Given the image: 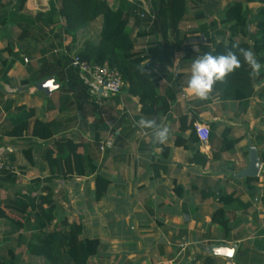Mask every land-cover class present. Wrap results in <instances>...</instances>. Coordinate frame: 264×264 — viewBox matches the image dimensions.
<instances>
[{
    "label": "crops",
    "instance_id": "crops-1",
    "mask_svg": "<svg viewBox=\"0 0 264 264\" xmlns=\"http://www.w3.org/2000/svg\"><path fill=\"white\" fill-rule=\"evenodd\" d=\"M136 1L149 13L141 0ZM8 2L12 4L7 6ZM15 3L16 0H3L4 10L9 12ZM51 3L58 10L59 5L54 0H27L22 15L34 18L40 13L47 21ZM108 4L114 8L113 1ZM143 25L141 17L130 19L132 38L136 39V34L145 30ZM64 28L65 22L56 11L52 24L31 26L23 41L18 40L20 30L16 24L0 29V57L7 63L13 62L6 80L3 81L0 74V157L4 170L15 177L14 185H8L2 181L4 174H0V203L16 196L20 190L14 191L13 196L10 190L18 182L30 185L33 180L49 178L46 158L54 151V142L69 141L78 145V152L91 158L98 173L110 182L99 201L94 196V175L79 177L63 171L51 184L57 218L49 230L65 217L69 224L80 221L84 227L80 239L99 241L96 256L87 264H183L186 261L191 264L196 256H211L212 246L228 245L238 249L246 245L250 250H257L255 245L264 241V66L255 73L252 92L246 101L225 100L213 91L206 98H198L187 89L191 64L212 45L205 41L203 30L179 28L181 38L187 41L182 51L174 54L171 66L156 62L151 64L149 72L156 82L158 96L163 97L166 90L175 83L178 85L168 109L142 113L138 98L128 94L127 86L118 96L103 98L87 81L82 85L90 86L89 100L78 107L75 94L66 88V74H69L66 60L71 58L69 49L73 45ZM136 41L142 47L134 44V52L148 57L151 49L161 44L158 38ZM215 41L220 39L217 37ZM191 42L196 45L190 46ZM7 46L10 53L6 51ZM23 58L28 59L27 64ZM151 58L143 64L148 66ZM3 70L0 64V71ZM46 72L51 75L44 77ZM49 77H53L59 87L45 96L37 90L36 84ZM20 106L33 109L35 117L30 120L28 132L10 137L7 134L12 130V116ZM35 119L54 123L57 134L51 141L30 137ZM141 120H151L156 126L167 128L164 142L155 137L156 128L142 127ZM191 124L208 128L211 135L207 144H201L195 133L197 140L190 139L191 130L185 128ZM101 143L104 144L102 151ZM213 153L217 154L216 158ZM255 161L259 170L257 176L251 178L248 173ZM220 194L233 196L246 205L243 208L232 204L225 208L229 223L227 235L211 222L212 214L220 208L217 199ZM9 212L13 214L5 210L9 218H0V231L6 227L8 233V246L1 248L4 255L0 258H6L11 244L16 249L23 243L18 251L16 249L17 264H45L42 257L26 251L33 232L9 234V220L22 223L21 218H11ZM119 222L130 230H137V234L130 235V240L125 239L120 230L113 235ZM89 228L90 234L87 233ZM102 228L107 229V236L97 234ZM128 241L136 248H128ZM198 245H203V255L193 253ZM150 251H154L155 256H148ZM260 253L263 254L262 249ZM218 260L232 263L222 258Z\"/></svg>",
    "mask_w": 264,
    "mask_h": 264
},
{
    "label": "trees",
    "instance_id": "trees-1",
    "mask_svg": "<svg viewBox=\"0 0 264 264\" xmlns=\"http://www.w3.org/2000/svg\"><path fill=\"white\" fill-rule=\"evenodd\" d=\"M26 1L16 0L15 5L7 12L4 10L3 0H0L1 30L12 23L16 24L20 30L18 40L23 41L31 26L46 22L52 24L53 16L57 11L58 16L65 22L64 33L70 37L71 45L74 47L78 44L77 47L69 49L72 53L71 57H79L89 64L106 65L117 70L124 85L128 88V94L138 98L141 112L147 114L158 113L160 110L165 111L168 109V102H173L177 94L175 83L166 90L163 97L158 96L156 82L149 72L151 64L154 65L156 62L160 65L171 66L174 54L182 51L187 41L181 38L179 26L187 18L188 7L193 11L191 18L193 21H203L206 14L223 0H150L149 13H145L142 4L136 0L131 2L129 0H54L59 8L56 10L52 3L50 4L47 21L43 20L44 15L40 13L34 18L23 16L22 10ZM108 1H113L116 6L110 7ZM11 4L8 2L7 6ZM254 4L259 5V9L253 16V21H250L251 9L248 6ZM141 15H143L145 30L138 32L135 38L161 40L159 48L151 49L149 57H152V61L150 60L148 66L143 63L149 57L134 52L136 39L131 37L129 28L130 19H140ZM250 23H254L255 33L253 35L249 34ZM219 24H229L226 33L218 30L216 22L201 29L205 41L212 45L207 53L226 54L229 50L236 51L233 45H237L240 48L252 50L258 62L262 67L264 66V0H236L226 9ZM208 30L212 31L210 35L207 33ZM217 37L220 38L219 42L215 41ZM238 38L243 41H238ZM6 51L10 53L9 46ZM12 63H7L0 57V64L4 66V70L0 71L3 81L6 80V73ZM66 65H70L69 59L66 60ZM67 71H69V74H66L67 91L75 94L78 107H82V104L89 100L88 92L91 85L88 87L82 85L84 81L88 82V78L82 76L76 69L69 67ZM47 73L44 77L51 75ZM255 73L256 71H253L241 57L240 68L225 76L221 81H217L212 91L225 100L246 101L252 92ZM35 83L33 81L32 84ZM12 117V130L7 135L19 137L29 131L30 120L34 119L35 113L31 108L20 106L15 108V114ZM185 130H191L190 139L197 140L193 132V124L187 126ZM56 134L57 129L53 122H43L39 119L33 121L30 132L32 139L47 142L51 141ZM209 135H211L210 131ZM222 140L225 142L226 138ZM53 145L54 151L49 152L46 158L50 177L43 181L39 179L31 181L25 194L19 191L14 198H8L0 203V218H8L5 210L18 214L22 223L9 220L11 224L9 234L13 235L25 230L33 232L32 238L26 243V251L32 256L44 258L46 264H87L90 258L96 256L99 241L80 239L84 230L80 221L69 224L65 217L59 225L54 224L52 230H49L57 218L51 184L63 171L65 174H74L79 177L94 175V196L95 200L99 201L106 193L110 182L98 173L97 166L91 158L78 152V145L61 140L55 141ZM53 154H55L54 158ZM213 156L216 158L217 154L213 153ZM0 174H4L3 182L14 185L13 175L5 170H2ZM217 199L220 208L212 214L211 222L221 229L224 235H227L229 223L225 218V208L232 204L246 208V205L230 195L220 194ZM30 223L32 225L27 228ZM21 244L23 245V243L18 244L17 251L21 248L19 247ZM255 248L257 250L239 247L232 263L226 264H264V241L257 243ZM16 249L11 244L7 249L6 258L3 256L0 258V264H17L19 255L16 254ZM260 249L263 254L260 253ZM191 264H218V257L196 256Z\"/></svg>",
    "mask_w": 264,
    "mask_h": 264
},
{
    "label": "clouds",
    "instance_id": "clouds-1",
    "mask_svg": "<svg viewBox=\"0 0 264 264\" xmlns=\"http://www.w3.org/2000/svg\"><path fill=\"white\" fill-rule=\"evenodd\" d=\"M233 48L236 51L229 50L226 54L220 55H213L209 52L193 60L187 81L188 91L198 98H206L217 81H221L225 76L240 68L241 57L253 71L258 72L261 69L262 65L252 50L240 48L237 45H233ZM139 124L142 127L156 128L154 135L161 143L166 139L167 128H160L151 120H141Z\"/></svg>",
    "mask_w": 264,
    "mask_h": 264
},
{
    "label": "rangeland",
    "instance_id": "rangeland-1",
    "mask_svg": "<svg viewBox=\"0 0 264 264\" xmlns=\"http://www.w3.org/2000/svg\"><path fill=\"white\" fill-rule=\"evenodd\" d=\"M146 8H149V1L150 0H141ZM234 2H236V0H223L219 5H217L216 7H214L208 14H206L205 19L203 21H193L192 19V15H193V11L191 8L188 7V11H187V15L186 17L189 19H185L184 22H182L179 26L180 29L183 30H201L203 27H208L212 22H216L218 24V30H221L223 32L227 31L229 28V24L226 25H221L219 24L221 18L225 15V11L226 9L231 6ZM113 7L116 6V3H114L113 5H111ZM249 9H251V14L249 17L250 21H253V16L256 14V11L259 9V5H249L248 6ZM246 8V7H245ZM142 28H145V26L143 25ZM141 28V29H142ZM210 32H212L211 30H208ZM255 33V28H254V23H250L249 25V34L253 35ZM220 39V38H219ZM238 41H242V39L238 38ZM194 42H191L190 46L192 45H196V42L193 44ZM189 44V43H188ZM135 46L136 47H142L141 43L135 40ZM112 110L114 112H116V110L114 108H112ZM118 112V111H117ZM31 185V182H30ZM29 184L27 185V182L25 181H20L18 182L15 186L16 187H12V189L10 190V194L13 196L14 191L16 192L17 190H20L22 192H24L25 188L30 186ZM11 196V197H12ZM76 203L79 202V200L77 199V201H75ZM81 204V203H80ZM8 215L12 218L14 216V218H21L18 214H12V213H8ZM9 218V217H8ZM75 220H77V217H75ZM7 221L4 220V224L5 226L7 225L6 223ZM119 226L116 227V229H114L113 231V235H115V233H119L118 231L120 230L121 235H123V237L125 239H129L131 238L130 235H136L137 234V230H130V228L128 229L127 227H125L123 224H121L120 222L118 223ZM4 226V227H5ZM88 228V227H87ZM86 228V229H87ZM118 229V230H117ZM6 227L5 229H2L0 231V255H4V252L2 251V247L7 246L6 241H7V236L8 233L6 232ZM89 232H91V228H89L87 230V233L90 234ZM96 233V231L94 230L93 233ZM98 235H101L102 237L107 236V229L104 230L103 228L101 230L97 231ZM130 243H127V247L128 248H132V246H134L136 248V245L134 243H132L131 241H128ZM243 249H248L249 247H247L246 245H241L240 246ZM196 249H198L197 251H193V253L197 252V254L203 255V245H198L196 247ZM145 255L148 254V256H155V252L154 251H150L149 253H144ZM190 256V255H189ZM44 260V258H42ZM46 264V263H45ZM183 264H188L187 261ZM218 264H226L224 261L222 260H218Z\"/></svg>",
    "mask_w": 264,
    "mask_h": 264
},
{
    "label": "built area",
    "instance_id": "built-area-1",
    "mask_svg": "<svg viewBox=\"0 0 264 264\" xmlns=\"http://www.w3.org/2000/svg\"><path fill=\"white\" fill-rule=\"evenodd\" d=\"M143 18V15H141ZM70 68L76 69L82 76L88 78V82L95 89L100 90L103 98H113L118 96L124 88V82L117 70L111 69L108 66H96L89 64L79 57H71ZM24 64L28 63V59L23 58ZM194 133L201 144H207L209 139V130L201 124H194ZM104 149V144L101 143L100 151ZM3 160L0 157V172L4 170Z\"/></svg>",
    "mask_w": 264,
    "mask_h": 264
},
{
    "label": "water",
    "instance_id": "water-1",
    "mask_svg": "<svg viewBox=\"0 0 264 264\" xmlns=\"http://www.w3.org/2000/svg\"><path fill=\"white\" fill-rule=\"evenodd\" d=\"M59 85L55 84V80L53 77H49L42 82L36 84V88L40 93H43L45 96H49L53 91L58 89ZM100 92V90H99ZM259 170V164L257 161L253 162L248 176L251 178H255L257 176ZM236 246H228V245H217L212 246L210 249V254L213 257L222 258L227 261H232L235 253Z\"/></svg>",
    "mask_w": 264,
    "mask_h": 264
}]
</instances>
